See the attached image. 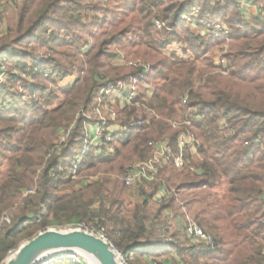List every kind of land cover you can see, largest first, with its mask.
I'll list each match as a JSON object with an SVG mask.
<instances>
[{
    "label": "trees",
    "instance_id": "16d2710c",
    "mask_svg": "<svg viewBox=\"0 0 264 264\" xmlns=\"http://www.w3.org/2000/svg\"><path fill=\"white\" fill-rule=\"evenodd\" d=\"M80 1L86 0H25L17 13V26H9L5 34L0 33V63L12 46L22 48L25 43L29 46L36 42L37 46L50 47L52 51L54 47L69 48L68 53H55L61 61L49 58L34 65L36 53L24 50L22 56H14L5 63L9 71L12 68L23 70L39 82L28 87V90L34 88L31 91L34 95L31 97L36 99L33 104L19 103L18 107L0 113V163L5 159L12 162L0 182V221L10 209L19 206L25 192L36 191V196L29 195L23 200L25 204L20 207V216L14 225L7 230L2 226L0 262H5L24 233L31 237L50 225L92 224L95 230H104L109 242L125 256L139 253V257L146 256L150 260L176 253L183 257V264H264V26L254 18L246 22L232 1L223 7L216 2L214 5V0H132L130 11L123 12L124 18L121 12H114L110 23L108 18L102 19L109 25L100 34V38H105L82 53L78 44L83 37L77 35L79 30L96 36L95 29L101 20L85 15ZM258 2L264 7V0ZM195 7L202 9V16L209 12L212 22L228 25L229 36L206 40L203 36L206 30L200 23L201 35L186 29L184 16ZM86 12L97 13L98 10L94 7ZM154 20H164L173 31L166 27L158 31ZM89 25L91 31L87 29ZM182 28L185 33L179 32ZM15 32L17 35L13 36ZM131 33L134 36L126 45L129 53L126 52L125 59L130 60L133 51H136L134 55H139L145 49L144 56L156 60L140 85L145 82L155 85L151 108L162 119L157 123L156 133H152L156 128L150 129L145 121L140 127H128L125 134L115 137L116 154L111 157L86 154L77 174L98 173L103 169L108 172L110 167H116L114 163L124 171L136 161L145 162L153 156L148 147L151 141L169 136L173 147L177 148L182 130H170L166 121L187 97L188 104L182 107L186 115L189 108H194L198 114L207 116L200 120L188 117L193 120L192 130L201 142L198 151L203 158L192 165L203 172L192 174L193 178L187 182L181 179L183 174L167 169L163 177L168 178L169 188L177 192L158 206L157 214L180 218L194 211V219L213 238L214 250L204 244L192 245L187 239L184 247L180 237L185 232L180 226L172 234V242L159 248L158 243L151 240L154 229L148 225L151 217L144 209L132 217L125 215L126 190L118 181L105 177L70 195H57L60 189L73 184L75 166L72 162L77 155L76 148L85 140L84 122L78 115L91 108L104 86L126 82L142 73L140 68L114 66L115 60L121 62V59L108 52L109 45L116 39L123 40ZM228 41L231 46L226 57L229 66L218 67L222 73L229 70L228 78L211 74L216 70L211 60L208 68L199 72L198 64L212 44ZM173 43L187 45L185 51L192 53L193 58H179L175 53L169 58L162 56L160 50ZM76 61H82L76 69L83 76L47 95L45 83L50 78L46 76L52 74L63 82L74 72ZM9 76L8 83L0 86V100L14 95L12 87L19 76L14 73ZM144 94H140V102ZM22 96L25 94L14 95L20 100ZM130 115H135V109ZM75 121L78 123L61 159L54 142ZM53 170L55 176H52ZM224 182L228 188L221 199H211L210 193H205V189ZM140 194L141 206L146 207L152 195L144 189ZM42 207L53 220L49 222L45 218L38 227L30 228L28 225L35 221ZM163 233L170 232L164 228ZM139 249L142 250L139 252Z\"/></svg>",
    "mask_w": 264,
    "mask_h": 264
},
{
    "label": "rangeland",
    "instance_id": "374dc122",
    "mask_svg": "<svg viewBox=\"0 0 264 264\" xmlns=\"http://www.w3.org/2000/svg\"><path fill=\"white\" fill-rule=\"evenodd\" d=\"M75 1V0H74ZM230 0H224L223 5L221 4V0H214L213 3L215 5V2L217 5H221V6H225ZM25 2V0H15L11 1H4V0H0V22L2 24V31L1 34H5L7 31V28L9 26L11 27H16V21H17V13L19 12L20 9V5H22ZM82 4V7L84 8V14L89 17L92 18V16H96L97 19L101 20V22H99L98 27L95 29V34L96 36H89L88 34L85 35L83 32L80 33L81 30H79V36H82V41L79 42L78 45L81 46L80 51L82 53L86 52L87 50L90 49V47H92L93 45H96L98 42L102 41L105 36L100 38V34L108 28L109 25L104 24V22H102V19L104 18H108V23H110L113 20V15L112 13L114 12H121L119 13L121 18H124V13L123 12H129L130 9V4L132 2V0H89V1H80ZM231 2V1H230ZM65 6H69V3H65ZM96 7L98 12L97 13H91V12H86V9H91ZM237 7V6H236ZM199 10H198V9ZM238 8V7H237ZM239 9V8H238ZM240 10V9H239ZM196 11L198 12L196 18H195V24L191 23L189 20L194 18V14L196 13ZM86 12V13H85ZM242 15L245 16V14L242 12ZM210 13H206L204 16H202V9L200 7H195L192 9L191 13L188 15H185L184 18L187 21V28L188 30H192L195 34H202L201 30H199V26H195L196 24H199L200 21L204 18L207 21H210ZM86 21V20H85ZM248 22V20L246 21ZM103 23V24H102ZM153 23H155V29H157L158 31H161L162 28L166 27V29L168 31H173L172 28L167 27V24L161 20H154ZM220 24V23H218ZM25 28L27 27V23L24 24ZM221 27H225L228 28V30H230V28L228 27V25L224 24H220ZM87 29L89 31H91V27L90 25L87 27ZM109 31H111L109 29ZM185 28H182L179 32L185 33ZM23 33V32H21ZM231 33V31H230ZM207 35H205L204 38H206V40L209 41H215V39H207L208 37V33H206ZM16 32L13 36H16ZM134 34H128L126 35L125 39L121 40V38H118L115 40V42L111 45H109L108 47V52L110 54H117L118 59H121V62H118V60L116 61V64L114 66H121V65H126V66H132L134 68H137L136 65H149L151 67V64L156 63V60H154L153 58H151L150 56L146 57L144 56V54H146V50L143 49L140 54H136L134 55V53L136 51H133V55L130 57V60L125 59V54L127 55L126 52L129 53V49L127 48V43L133 38ZM218 40V39H217ZM228 40V39H227ZM22 48H15V47H11L6 53L5 56L3 58V63H0V71L1 68H3L6 72L7 75L14 73L16 75H18V80H16L13 84L12 90H14L13 94L17 95L18 94H25V97L22 96V100L20 99H15L14 95H10L9 97L5 98V99H1L0 100V106H2L4 104V102H8L10 101L11 103H13V105H11L12 108H16V106H19V103L22 104H33L36 99H33L31 96H34L31 92L32 89L34 90V88H30L28 90V87L34 83H38L39 81L34 79L32 76L27 75V72H24L23 70L20 69H14L12 68L10 71L7 68V66L5 65L6 62H8L10 59H13L14 56H22V54H24V52L27 50L28 52H33L36 53V60L34 61V65H39L41 63V61L49 59V58H56L59 61H61V58L58 57L55 53L56 52H61L62 54L64 53H68L69 52V48L68 46H63L61 48L59 47H54L53 51L50 49V47H43V46H37L36 42L31 43V45L27 46V43L22 44ZM28 47V48H27ZM187 47V45L184 44H178V43H173L171 45H168L166 48H164L161 51V55L164 57H171V55L173 53H175L179 58H183V59H191L193 58L192 53L185 51V48ZM230 41L226 42V43H214L212 44V46L210 47L207 55L205 58H203L199 64H198V71H202V70H206L209 66V61L211 60V63H213V65L215 66L216 70H214L211 74L213 75H218L221 74V76L223 78H228V72L229 70H227L226 73H222L219 68H224V67H228L229 63L227 62V54L230 52ZM25 50V51H24ZM15 58V57H14ZM63 58V57H62ZM81 60V57L80 59ZM226 61V65L224 66L222 63ZM82 61H76L74 63V72L71 74V76H69L67 79H65L63 82L57 78L56 76H53L52 74L50 75V81L46 82L45 84L47 87V91L46 94L48 95L50 92H58V89L60 88H64V87H68L69 85H71L76 79L80 78L81 76H83V73H80L77 71L76 68L79 67V65H81ZM135 64V65H132ZM33 65V66H34ZM81 67V66H80ZM151 70V68H150ZM150 73V72H149ZM103 76H105V74L103 73ZM11 76L5 78L4 80H0V86L7 84L8 81L7 79H10ZM137 76H132L128 81L123 82V81H119L116 82L115 84H132V80H134L135 78H137ZM48 78V79H49ZM52 78V79H51ZM104 81H107L104 79ZM156 83V82H155ZM10 86H11V82H9ZM163 83H160V86H162ZM134 86V85H132ZM147 87H150L152 89V93L151 96L149 94V90L146 89ZM135 88V93L139 95L138 99L130 106L126 107L124 110H120L119 111V126L121 127L122 125H127V126H131V125H137L138 123H142L145 121L146 126H148L150 129L156 128V130L152 131V133H156L157 131V123L159 121H161V117L158 114V112L154 109H152V104H153V99L155 96V85H153L152 83H144L142 85H140V82L134 86ZM100 92V90H99ZM99 92L97 94V96L95 97L96 102H99ZM141 93H145L143 96V100L142 102L139 101L140 99V94ZM36 97V96H35ZM98 97V98H97ZM15 100H17V103ZM95 101L93 103V105L91 106V108L94 106ZM113 103L111 102V99L107 100L105 102V105L101 107V113L108 115V113H110V109H117V104L112 105ZM184 106L183 102L181 101V104L176 106V112L175 114L173 113L172 115H170L166 121L167 126L169 127L170 130H182L181 134L185 131V126H184V122L187 120V118L189 117V113L186 115L184 113V111L182 110V107ZM134 107V108H133ZM132 109H135V115H130V112L132 111ZM131 110V111H130ZM2 109H0V113H2ZM130 111V112H129ZM87 112V111H86ZM156 113L157 116H154L153 113ZM88 114V112L86 113ZM195 118H197V115H195V113L193 112L192 114ZM79 117V115H78ZM81 117V116H80ZM136 117H138L139 119L136 120ZM207 117V116H206ZM205 117V118H206ZM95 118V117H94ZM97 118H99V116H97ZM96 120V119H94ZM164 121V120H163ZM175 121V122H174ZM95 122V121H93ZM129 122V125L128 123ZM179 122V123H178ZM187 122V121H186ZM77 121H75L73 123V125H77ZM156 123V125H154ZM177 123L179 124V126L177 127H173L172 124ZM84 125V131L85 128L88 127L87 124H83ZM94 125V124H91ZM140 127V126H139ZM1 128V125H0ZM89 128V127H88ZM108 128V127H107ZM109 130V129H108ZM119 132V130H117L115 133L117 134ZM121 133V132H120ZM195 133V132H194ZM179 134V136L181 135ZM119 137H121V134L117 135ZM178 136V137H179ZM196 136V134H195ZM172 137H166L165 139H161V140H155V142H163L165 140H171L172 142ZM197 138V136H196ZM115 138L112 137V142L111 144L105 146V147H98L97 145L94 147L89 148L90 152H86V154H92L95 157H100L101 155H106L108 157H111L113 155L116 154V147L113 143ZM197 144L195 147V153L192 154L188 149H184L181 150L180 148H174L172 145V149L173 151H176L175 153L177 155L179 154H184L185 156V167L182 169H178L180 171H177L175 169L172 168V166H168L165 165L164 168H161L158 170V173L155 177V180L153 182H148L146 180H142L141 182H137L136 184H134L131 187H127L125 184V175L127 174V172L135 165V164H139V163H145L144 161H136L134 164H132L131 166H129V168H125L124 171L119 170L120 166H117L116 163H114V169H112L111 167L109 168V171L105 172L106 169H103L102 171H99L98 173L95 172H84L81 175L77 174V171L74 170L73 171V184L66 187L65 189H60L57 192V195L59 196H66V195H70L73 192L80 190L81 188L86 187L89 183L92 182H96L99 179H103V178H108L111 179L113 181H118L119 185L122 186L125 190H126V197H125V207H124V213L127 217H132L136 212L138 211H142L141 209H144L145 212L147 213V215L150 218V221L148 223V225L150 227H153V235L151 237V240L154 243H158L157 245L159 246V248L162 246V248H164L166 245H168L169 243L172 242V234L176 233V230L180 229L179 226L184 230L185 234V228L183 223H181V218H168V215L162 214L161 216H158L157 211H158V206H161L163 204H159L154 200L155 194L158 192V189H160L163 186H167V188H169L168 186V178H164L163 176H165V174L167 175V173H165L167 171V169L169 171H177L178 173L183 174L181 179H186L187 182H189L194 175V173H202L203 171H201L200 169H196L193 164H197L201 161H203L202 156L199 153V147L201 146V142L199 141V139L197 138ZM58 139L54 142L55 144H57ZM152 142V141H151ZM87 145V143L84 142L80 145V148L78 146V148H76L77 151V155L75 157V159H80L81 160V164L84 160V147ZM90 146V145H89ZM149 147V144H148ZM106 148V150H105ZM108 148V150H107ZM150 151L152 152V154H154V151L152 150V148H150ZM158 152V151H157ZM156 154V153H155ZM64 155V154H63ZM62 155V157H63ZM153 157V156H152ZM63 161V160H62ZM11 160L10 159H5L2 160L0 163V182H2V180L6 177L9 168L11 166ZM72 164L74 166L77 165L76 161L74 160L72 162ZM79 164V165H81ZM128 165V164H126ZM128 167V166H127ZM62 170H60L61 173L64 172L63 166H61ZM170 168V169H169ZM112 169V170H111ZM127 169V170H126ZM126 170V171H125ZM56 173V172H55ZM56 175V174H55ZM54 176V175H52ZM157 186V187H156ZM228 185L226 184V182L221 183L217 186H215L214 188H207L205 189V193H210V198L214 199V198H222L227 191ZM144 189L145 191H147L149 194L152 195L150 201L148 202V205L146 207H142V196H141V190ZM171 189V188H170ZM173 191L176 193V189L174 188ZM36 196V195H34ZM25 198H27V196H25L23 194L22 198H21V203L19 204V206L14 207L12 209H10L6 216H4L1 221H0V225H1V230H2V226L4 227V230L7 228H10L14 225V223L16 222L18 216H20V207L22 205L25 204V202L23 200H25ZM140 209V210H139ZM193 218H194V214L195 212L192 211L190 213ZM35 221H33V223L29 224L28 226H30V228H36L38 227L45 218H47V220L50 222L53 220V218L49 215V212L47 211L46 208L42 207L36 214ZM163 222H166V224H164ZM198 223V222H197ZM199 224V223H198ZM89 229H93L92 224L86 225ZM164 226V227H163ZM27 227V226H26ZM201 227V226H200ZM165 228V230L167 229L170 233H167L166 235H164L163 233V229ZM202 228V227H201ZM203 229V228H202ZM46 230H57V231H70V230H74L70 225H66V226H54V225H50L42 230H38L37 232L34 233V236L31 237H26L27 235L24 233V236L21 237V241L18 243V245L12 249L9 253L8 256L6 257L7 259L5 261H8L9 257L15 253L22 245L26 244L27 242H29L30 240H32L35 236H37L38 234L46 231ZM204 230V229H203ZM95 231H100V230H95ZM205 231V230H204ZM182 233V232H181ZM4 234V232L2 233V235ZM104 234H106V232H104ZM185 234L183 233L180 237V243L183 244L184 247H186L187 245L185 244V242L187 240H189L190 244H194V242H192L187 234L185 236ZM187 239V240H186ZM192 244V245H193ZM142 249H139V252ZM117 251V250H116ZM120 255L121 258L124 257V263L125 264H183L182 261L184 259H182V256H179L176 253H170L168 255H164L163 257H159V258H149L150 260H148V258L146 256L144 257H139V253L135 254H131L129 256H125L124 254H121L119 251H117ZM122 260V259H121ZM65 262V261H64ZM202 262H204V260L202 259ZM2 263V262H0ZM62 263V262H61ZM7 264V262H6ZM70 264V263H68Z\"/></svg>",
    "mask_w": 264,
    "mask_h": 264
},
{
    "label": "built area",
    "instance_id": "2783aa9c",
    "mask_svg": "<svg viewBox=\"0 0 264 264\" xmlns=\"http://www.w3.org/2000/svg\"><path fill=\"white\" fill-rule=\"evenodd\" d=\"M221 4L223 5L224 0H221ZM232 1L240 10L245 14V18L247 20H251V18H254V20L258 23H260L262 26H264V7L263 4L258 2V0H230ZM198 9V8H197ZM199 10V9H198ZM197 11L194 14V18L190 19L189 21L193 24H195V18L197 16ZM185 19V18H184ZM198 24L194 25L197 26ZM200 25L204 26L205 30L203 33V36L207 35V39H219V38H227L230 34V30L225 27H221L220 24L216 22H210L205 20L204 18L200 21ZM2 31V24L0 22V33ZM224 66L226 65V61L222 63ZM135 65V64H132ZM137 68H140L142 70V73L138 75L137 78L132 80V84H108L101 88L99 92V102H96L92 108L87 110V112H83L78 119L83 120L84 124H87L88 127L85 128V143L87 145L84 147V153L90 152L89 148L98 146V147H105L112 142V137H117L118 134H125L128 130L127 125H122L121 127L119 124V111L124 110L126 107L132 105L139 97L138 94L135 93V88L141 79H144L148 76L150 72V66L149 65H136ZM226 68V67H224ZM7 72L1 68L0 71V80H4L7 78ZM50 75L48 74L46 78H49ZM134 85V86H132ZM146 89L149 90V94L151 96L152 89L150 87H147ZM97 97V98H98ZM111 99L112 105L117 104V109H110V113L108 115L101 113V107L102 105H105V102L107 100ZM184 105L188 104V98H184L182 100ZM10 101L4 102L2 106H0V109L7 110L11 108ZM193 112L195 115H197V120L204 119L206 115H200L198 114L197 110H194V108H189L188 113L189 117L195 118L192 114ZM154 116H157L156 113H153ZM99 116V118H97ZM95 117V118H94ZM96 119V120H94ZM95 121V122H93ZM187 121V122H186ZM184 122L185 131L178 137L177 140V148L184 150L188 149L192 154L195 153V147L197 144V138L195 136L194 131L192 130L194 124L193 120L187 118ZM175 122V121H174ZM179 123V122H178ZM94 124V125H91ZM173 127L179 126V124L174 123L172 124ZM76 125H73L71 128H69L61 137L59 138L55 149L57 150V154H60V158L62 159V155L64 154V151L67 146V141L70 138L74 128ZM136 126H142V123H138L137 125H131V127ZM108 127V128H107ZM226 127V126H224ZM109 129V130H108ZM119 130V132L116 134L115 132ZM121 132V133H120ZM90 145V146H89ZM149 147L152 148L154 151L153 157H151L149 160H147L145 163H139L135 164L125 175V184L127 187H131L137 182H141L143 179L148 182H153L155 180V177L158 173V170L161 168H164L165 165L172 166L173 169L180 171L178 169H182L185 167V156L184 154L177 155L173 151L172 142L171 140H165L163 142H155L152 141L149 143ZM54 149V150H55ZM106 150V148H105ZM108 150V148H107ZM158 151V152H157ZM156 153V154H155ZM77 165L75 166V170L77 171L78 167L81 164L80 159H75ZM60 170L62 168L60 167ZM52 174L55 176V171H52ZM35 190H31L28 192H25V196L34 195ZM176 193L173 191V189L167 188V186H163L160 189H158V192L155 194L154 200L159 204H164L168 202ZM181 223H183L186 234L188 238L196 243V244H204L205 246L215 249V242L213 238L207 234L197 223V221L193 218V216L190 213H186L184 217L181 218ZM74 230H83L88 233L95 234L99 236L100 238H103L106 241H109L106 235L104 234V230L95 231L93 229H89L85 224H78V225H70ZM0 232H1V225H0ZM121 257V255H120ZM122 261H124V257L121 258ZM68 262L70 264H92L85 258H82L81 256L77 254H65V255H58L55 256L46 262L42 264H59L61 262ZM7 261L2 262L0 264H6ZM124 263V262H123ZM125 264V263H124Z\"/></svg>",
    "mask_w": 264,
    "mask_h": 264
},
{
    "label": "water",
    "instance_id": "95a60500",
    "mask_svg": "<svg viewBox=\"0 0 264 264\" xmlns=\"http://www.w3.org/2000/svg\"><path fill=\"white\" fill-rule=\"evenodd\" d=\"M65 254H77L92 264H124L109 241L83 230H46L22 245L7 264H42Z\"/></svg>",
    "mask_w": 264,
    "mask_h": 264
}]
</instances>
